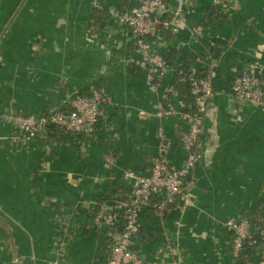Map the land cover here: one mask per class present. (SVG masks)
<instances>
[{"label": "crops", "instance_id": "obj_1", "mask_svg": "<svg viewBox=\"0 0 264 264\" xmlns=\"http://www.w3.org/2000/svg\"><path fill=\"white\" fill-rule=\"evenodd\" d=\"M133 2L0 0V264H106L105 230L89 219L96 201L130 193L124 171L148 172L160 149L158 128L171 141L170 161L184 158L176 134L182 120L157 115L160 93L149 88L146 70L128 61L140 54L116 16ZM177 5L180 30L157 40L156 49H171L175 60L196 54L182 62L191 69L211 64L213 95L186 201L162 216L145 208L132 246L148 264H235L224 224L264 201V109L236 100L230 87L243 68H263L264 0H169ZM211 6L226 17L203 26ZM96 8L111 16L91 34ZM211 48L218 54L210 63ZM98 87L110 103L101 106L93 133L53 136L50 154L51 136L26 142L2 117L11 108L63 110L72 91Z\"/></svg>", "mask_w": 264, "mask_h": 264}, {"label": "built area", "instance_id": "obj_2", "mask_svg": "<svg viewBox=\"0 0 264 264\" xmlns=\"http://www.w3.org/2000/svg\"><path fill=\"white\" fill-rule=\"evenodd\" d=\"M169 10L171 15L162 18V13ZM182 15L180 5L169 7L164 0H134L129 8L121 10L116 16L117 23L129 30L132 43L140 54V58L130 56L128 61L145 69L149 88L160 93L157 115H178L182 120L185 131L178 136V142L185 156L179 163L170 161L168 153L171 141L158 128L160 149L151 156L148 172L124 171V178L131 180V192L127 200L115 199L98 204L94 225L104 228L106 233V264H148L132 248V238L140 230L141 214L145 208H150L153 214L162 216L170 205L179 200L186 201V180L201 157L204 115L213 95L212 66H205L208 70L201 77H189V92L196 104V108L191 110L190 105L177 100L176 90L166 79L171 67L155 46L159 39V26L176 34L180 30ZM199 29L195 27L193 31L198 33ZM231 96L241 103L264 109V83L253 67L247 66L241 70ZM104 103H110V98L105 90L98 87L92 88L89 95H76L70 101L68 110H56L49 115L31 113L24 116L11 109L2 117L21 133L26 142L34 139L37 132L50 124L59 125L72 134L91 135ZM46 147L48 151L49 146ZM121 218L122 225L118 229ZM224 226L236 234L232 251L235 258L241 249L242 239L250 232V224L246 219L239 218L227 219ZM261 263H264V253ZM49 264H57V260H51Z\"/></svg>", "mask_w": 264, "mask_h": 264}, {"label": "trees", "instance_id": "obj_3", "mask_svg": "<svg viewBox=\"0 0 264 264\" xmlns=\"http://www.w3.org/2000/svg\"><path fill=\"white\" fill-rule=\"evenodd\" d=\"M125 1V0H124ZM167 4H169V0H164ZM127 9V8H126ZM94 13V20L93 22L88 26V32L91 34H97L99 29L103 27L108 18L111 16V13H109L107 10L104 9H95L93 11ZM171 15L170 10L165 11L162 13L161 17H169ZM226 17V14L216 6H211L207 8L206 13H205V18L204 21L201 23L203 26L208 25L211 21H223ZM175 36V33L171 32L170 29L160 25L158 29V40H172L173 37ZM214 45V43H213ZM212 50V58L210 60L213 61L218 54V51L214 48H211ZM163 57L167 60L169 63L170 67L174 66L173 72L171 77L169 78L168 83H170L174 89L177 92V100L182 101L188 105H190L191 110H194L196 108L195 100L194 97L190 94L189 88H190V80L189 77H201L202 75L205 74V72L208 70V67H203L201 69H191L189 66L185 65L184 62L185 59L191 58V57H196V54L188 53L185 54L182 58L176 59L177 54L176 52H173L171 49L165 50V52L162 53ZM213 71V69H212ZM241 72V71H240ZM255 74L263 79L264 78V65L263 68L260 69H254ZM240 75V73H239ZM238 75V76H239ZM235 83V82H234ZM233 83V85H234ZM233 85L230 87V92L232 90ZM72 98H74L76 95H89V94H83L81 91H72ZM164 103L166 104V101L164 100ZM70 105V101L65 103L66 109H70L68 106ZM17 113L21 115H29L31 113L29 112H23L21 110H15ZM56 111V110H55ZM53 111H45L42 112L41 114L43 115H49ZM101 114L98 116L95 127L97 126L99 120H100ZM183 131H185V127L180 126V128H177L176 134L179 136ZM43 134H48L49 136V141L47 142V145L49 146V150L46 152V154H50V145L52 141L53 136H59L58 138L63 140L70 138L72 140L73 136L76 134H72L69 131H65V129L59 125L55 124H50L47 128H44L40 130L39 132L36 133L35 138H38L39 136H42ZM81 133H78L80 135ZM86 135V134H84ZM131 192V191H130ZM130 194V193H129ZM129 194H125L123 196H120L119 199L120 201H125L129 197ZM113 199V200H115ZM111 200V201H113ZM104 200H97L96 204L92 209V212L90 214L89 219H93L95 215V210L98 206V204L102 203ZM110 201V202H111ZM176 205L175 203L170 205V208L172 206ZM149 211L152 212L150 208H148ZM240 218H244L248 221L250 224V232L242 239L241 243V249L238 251L237 256L234 258L236 261L235 264H254L255 261L258 263L263 261V253H264V201H259L255 206L253 207H248L242 212V215ZM122 218L119 221L118 229H120L122 225ZM140 232V230H139ZM228 234V244H227V249L230 251L232 255L233 251V242L235 239V232L234 230H227ZM134 249V247L132 246ZM135 250V249H134Z\"/></svg>", "mask_w": 264, "mask_h": 264}, {"label": "rangeland", "instance_id": "obj_4", "mask_svg": "<svg viewBox=\"0 0 264 264\" xmlns=\"http://www.w3.org/2000/svg\"><path fill=\"white\" fill-rule=\"evenodd\" d=\"M11 109H13V108H11ZM11 109H10V110H11ZM32 114H35V113H32ZM8 124H9V123H8ZM12 127H13V126H12ZM13 128H14V127H13ZM14 129H15V128H14Z\"/></svg>", "mask_w": 264, "mask_h": 264}]
</instances>
